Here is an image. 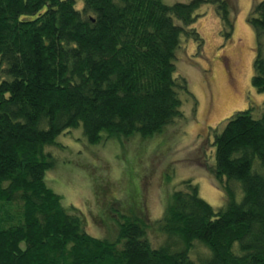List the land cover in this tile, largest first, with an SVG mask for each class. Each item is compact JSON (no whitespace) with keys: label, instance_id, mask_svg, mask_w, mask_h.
<instances>
[{"label":"trees","instance_id":"1","mask_svg":"<svg viewBox=\"0 0 264 264\" xmlns=\"http://www.w3.org/2000/svg\"><path fill=\"white\" fill-rule=\"evenodd\" d=\"M206 3L229 39L234 0H0V264H264V108L236 111L215 130L207 170L222 206L192 180L171 194L156 223L179 249L153 246L138 209L121 215L115 240L91 236L44 181L45 148L61 132L80 126L88 143L145 139L184 116L181 94L191 93L175 52L182 33L201 46L192 25ZM248 20L252 85L264 92V0ZM195 242L208 252L193 258Z\"/></svg>","mask_w":264,"mask_h":264},{"label":"rangeland","instance_id":"2","mask_svg":"<svg viewBox=\"0 0 264 264\" xmlns=\"http://www.w3.org/2000/svg\"><path fill=\"white\" fill-rule=\"evenodd\" d=\"M259 1L234 0L229 39L214 4L196 10L192 26L201 46L182 33L174 58L175 75L185 78L191 93L181 94L183 117L145 139L130 136L88 143L78 126L58 134L56 144L45 148L53 165L45 170L44 181L60 195L63 206L76 208L88 234L113 241L121 215L131 216V209H138L145 214L138 216L148 224L146 236L153 246L179 249L183 242L162 234L156 223L173 191L182 188L184 180H192L214 208L224 204V191L207 170L215 163V130L219 132L236 111L251 107L259 117L264 108V92L252 85L257 43L248 20ZM207 252L199 242L190 249L193 258Z\"/></svg>","mask_w":264,"mask_h":264},{"label":"flooded vegetation","instance_id":"3","mask_svg":"<svg viewBox=\"0 0 264 264\" xmlns=\"http://www.w3.org/2000/svg\"><path fill=\"white\" fill-rule=\"evenodd\" d=\"M232 79H234V77H231Z\"/></svg>","mask_w":264,"mask_h":264}]
</instances>
